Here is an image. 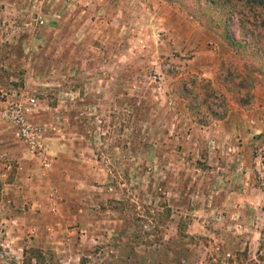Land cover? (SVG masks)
Listing matches in <instances>:
<instances>
[{"label":"rangeland","instance_id":"rangeland-1","mask_svg":"<svg viewBox=\"0 0 264 264\" xmlns=\"http://www.w3.org/2000/svg\"><path fill=\"white\" fill-rule=\"evenodd\" d=\"M191 1L0 0V264H264V75L232 100ZM29 98L42 154L1 118Z\"/></svg>","mask_w":264,"mask_h":264},{"label":"trees","instance_id":"trees-1","mask_svg":"<svg viewBox=\"0 0 264 264\" xmlns=\"http://www.w3.org/2000/svg\"><path fill=\"white\" fill-rule=\"evenodd\" d=\"M191 2L198 9L197 13H193L194 16L202 18L207 24H214L219 37L232 50L230 56L222 60L219 65L216 83L229 89L232 100L237 104L247 105L253 97L255 75H264V0H192ZM233 14L241 15V29L248 36L244 37L243 42L236 41L228 32L226 21ZM180 84L181 91L184 92L181 95L184 98L200 96L203 97L202 103L206 105L209 104L208 101L217 99L214 86L209 81H198L189 77L183 78ZM194 91H198V94ZM195 108V114L200 117L201 122L203 111L199 107ZM206 112L212 117L217 116L216 112L209 108Z\"/></svg>","mask_w":264,"mask_h":264},{"label":"built area","instance_id":"built-area-1","mask_svg":"<svg viewBox=\"0 0 264 264\" xmlns=\"http://www.w3.org/2000/svg\"><path fill=\"white\" fill-rule=\"evenodd\" d=\"M4 95L0 92V98ZM35 105V99L29 98L24 103L10 101L1 111V118L14 127L15 135L22 140L31 150L42 154L43 143L42 129L29 120V114ZM48 167L49 164L46 163Z\"/></svg>","mask_w":264,"mask_h":264}]
</instances>
